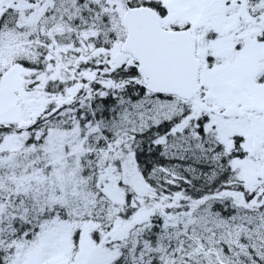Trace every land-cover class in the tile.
<instances>
[{"label": "snow or ice", "instance_id": "6c2138e0", "mask_svg": "<svg viewBox=\"0 0 264 264\" xmlns=\"http://www.w3.org/2000/svg\"><path fill=\"white\" fill-rule=\"evenodd\" d=\"M0 264H264V0H0Z\"/></svg>", "mask_w": 264, "mask_h": 264}]
</instances>
